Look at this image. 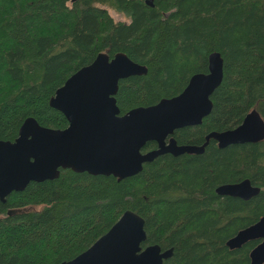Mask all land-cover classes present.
I'll return each instance as SVG.
<instances>
[{
	"label": "trees",
	"instance_id": "obj_1",
	"mask_svg": "<svg viewBox=\"0 0 264 264\" xmlns=\"http://www.w3.org/2000/svg\"><path fill=\"white\" fill-rule=\"evenodd\" d=\"M213 52L223 59V78L212 109L173 134L201 152L160 155L121 180L60 169L55 179L12 191L0 200V264L71 260L126 210L144 219L143 248H172L163 264H249L260 240L235 249L226 242L264 216V137L205 144L209 133L237 127L251 111L264 122V0H0V140L13 141L29 117L66 128L49 100L100 53H123L147 69L119 80L123 115L178 95L193 74L208 71ZM154 148L150 141L142 150ZM244 179L260 188L248 200L215 192Z\"/></svg>",
	"mask_w": 264,
	"mask_h": 264
},
{
	"label": "water",
	"instance_id": "obj_2",
	"mask_svg": "<svg viewBox=\"0 0 264 264\" xmlns=\"http://www.w3.org/2000/svg\"><path fill=\"white\" fill-rule=\"evenodd\" d=\"M207 61L208 71L193 74L178 95L121 115L115 100L119 80L145 74L147 69L123 53L113 58L98 54L69 76L49 100L66 118V128L44 127L29 117L13 141L0 140V200L4 202L12 191H21L30 182L57 178L60 169L121 180L136 175L144 163L160 155L201 152L203 146L178 145L172 136L177 129L199 125L212 109L210 96L222 81L223 59L213 52ZM263 137L264 122L251 111L237 127L209 133L205 144L212 138L222 148ZM150 141L156 148L143 151ZM259 191L249 179L215 189L219 196L243 200ZM145 239L143 217L126 210L90 247L60 264H163L171 257L172 248L162 250L158 244L143 248ZM256 239L260 242L250 251L249 264H264V216L239 230L226 245L235 249Z\"/></svg>",
	"mask_w": 264,
	"mask_h": 264
},
{
	"label": "rangeland",
	"instance_id": "obj_3",
	"mask_svg": "<svg viewBox=\"0 0 264 264\" xmlns=\"http://www.w3.org/2000/svg\"><path fill=\"white\" fill-rule=\"evenodd\" d=\"M109 12L115 20H118V21H126L127 20L123 15L116 13L112 9H109Z\"/></svg>",
	"mask_w": 264,
	"mask_h": 264
},
{
	"label": "flooded vegetation",
	"instance_id": "obj_4",
	"mask_svg": "<svg viewBox=\"0 0 264 264\" xmlns=\"http://www.w3.org/2000/svg\"><path fill=\"white\" fill-rule=\"evenodd\" d=\"M173 137V136H172ZM175 139V138H174ZM177 142V141H176ZM178 144V143H177ZM178 145H185V144H178ZM155 149V148H154ZM152 150V149H151ZM167 154V153H166ZM168 154H170V153H168ZM170 155H172V154H170ZM173 156V155H172ZM180 156V155H179ZM174 157H177V156H174Z\"/></svg>",
	"mask_w": 264,
	"mask_h": 264
}]
</instances>
